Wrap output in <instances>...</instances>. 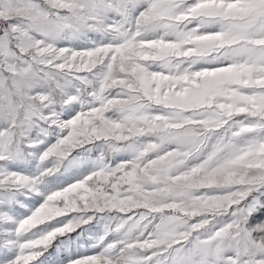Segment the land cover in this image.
<instances>
[{
	"label": "snow or ice",
	"instance_id": "obj_1",
	"mask_svg": "<svg viewBox=\"0 0 264 264\" xmlns=\"http://www.w3.org/2000/svg\"><path fill=\"white\" fill-rule=\"evenodd\" d=\"M0 264H264V0H0Z\"/></svg>",
	"mask_w": 264,
	"mask_h": 264
}]
</instances>
